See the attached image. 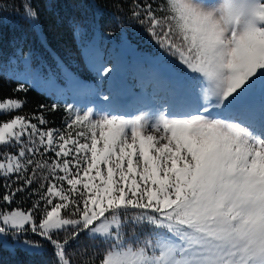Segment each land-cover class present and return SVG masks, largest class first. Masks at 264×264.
I'll return each instance as SVG.
<instances>
[{"label": "snow or ice", "instance_id": "6c2138e0", "mask_svg": "<svg viewBox=\"0 0 264 264\" xmlns=\"http://www.w3.org/2000/svg\"><path fill=\"white\" fill-rule=\"evenodd\" d=\"M158 11L136 4L132 16L197 83L195 106H68L56 129L15 114L21 100L0 101V146L17 149L0 154V176L23 182L0 197V237L39 235L57 264H72L81 233L105 242L98 264H264V116L256 126L232 111L264 84V0H164ZM26 191L32 207L12 208Z\"/></svg>", "mask_w": 264, "mask_h": 264}, {"label": "trees", "instance_id": "16d2710c", "mask_svg": "<svg viewBox=\"0 0 264 264\" xmlns=\"http://www.w3.org/2000/svg\"><path fill=\"white\" fill-rule=\"evenodd\" d=\"M28 2L29 0H0L1 68L13 63L12 59H17L19 55L29 53L34 60L48 63L51 72L59 71L62 66L83 79L87 74L82 54L83 40L91 36L95 26L102 35L107 34L113 40H124L135 45L131 51L138 54L137 58H132L128 53L129 58L124 63H120L119 59L110 60L113 65L126 72L127 87H144L149 84L150 79H155L156 90L163 86L161 79L157 78L162 74L164 66H167L165 64L178 65L176 60L162 52L149 34L148 25L140 23L143 14L139 19L132 16L136 4L149 3L156 14L161 15L158 7L164 0H30L32 8L37 12L35 20L25 17L23 5ZM183 79L191 99L192 94L198 93L197 83L184 74ZM21 85L26 91H17ZM255 91L256 88L252 90V94ZM174 95L176 97L177 92ZM9 98L23 102L22 108L15 114L43 115L48 122L47 127L62 129L69 119L67 106L60 99L0 71V101ZM195 103L193 102L194 105ZM53 105H56L55 109ZM8 118L0 116V122ZM15 151L17 149L0 146V154ZM22 183L14 182V178L0 176V197L7 194V185L15 188ZM38 187V183L33 185V188ZM37 198V195H29L27 191L17 193L16 201L11 207L19 206L27 211ZM8 207L0 203V208L6 210ZM65 235L66 233L61 232L54 235V238L63 240ZM27 237L44 242L43 249L39 252H29L18 247L13 250L0 241V264H57L53 246L47 240L34 234ZM105 246L101 239H93L81 233L76 240L70 241L66 252L72 264H98L99 255L90 258L93 251L99 254Z\"/></svg>", "mask_w": 264, "mask_h": 264}, {"label": "rangeland", "instance_id": "374dc122", "mask_svg": "<svg viewBox=\"0 0 264 264\" xmlns=\"http://www.w3.org/2000/svg\"><path fill=\"white\" fill-rule=\"evenodd\" d=\"M134 47L135 45L132 43L126 42L124 40H113L107 34L102 35L100 30L95 26L91 36L86 38V40H83V57L86 66L85 71L87 73L83 79L74 76V73L68 71V69L62 66L60 67L59 71L56 70L51 72L49 71L50 68L48 63H45L44 60H34V57L29 53L19 55L17 59H12L14 60L13 63H9L3 68L0 67V71L18 81L29 84L31 87L41 92L55 96V98L60 99L64 104H66L67 108L68 106H72L74 109L84 110L88 107H92L94 110L107 109L111 112L131 116L138 114L139 110L149 111L155 106H159L160 104L156 103L158 96H161L160 101H163L161 104L164 103L166 99L172 100L173 104H178L177 102L173 101L174 98L172 97H174V92L171 93V96H169L167 90L165 89H162L161 92H157V94L153 93L151 95V90H149V95L147 98H145L146 91L149 89V87L146 90V87H144L143 90L139 91L142 97L139 99L136 97L135 99L136 95L135 93L132 94L133 92L130 88L122 89V86L119 85L120 82L118 79L112 77L111 74L103 76L99 72V69L103 67H109L110 60L123 59L126 51L133 52L138 56L135 51H131V49ZM165 65L167 66H164V68L168 67L172 71L178 70V73L183 75L181 66L179 64ZM164 76L168 79H173V76L167 75L165 71ZM160 77L161 74L158 75V78ZM259 85L264 84L258 82L254 88ZM252 90H250L244 96V98L251 96ZM104 96H108L109 100L105 101L103 99ZM197 96L198 93L191 95L192 106H194L193 102H196ZM148 102H153L156 104L148 108L150 105ZM187 106L190 105L187 104ZM130 108L131 111L129 110ZM263 110L264 104L261 107L258 106L252 113L244 115V117L250 119V121L256 126H259L261 118L264 116ZM243 112L246 111L243 110ZM145 231H147V229H145ZM135 232L139 234L140 230L135 229ZM32 234L33 233L28 232L27 235L19 237L18 240H14L12 236L9 235L6 238L0 237V241H2L5 246L13 250L18 247L29 252H39L43 249L45 243L38 240H32L31 238L27 237H30ZM129 235L131 236V233H129ZM41 239L45 240L42 237ZM25 241L38 245V250L29 248L25 244Z\"/></svg>", "mask_w": 264, "mask_h": 264}]
</instances>
